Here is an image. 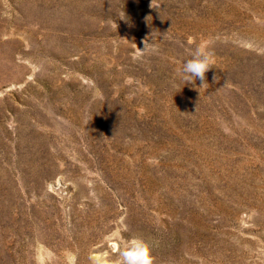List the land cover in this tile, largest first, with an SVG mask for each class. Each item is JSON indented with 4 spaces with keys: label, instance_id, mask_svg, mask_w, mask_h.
<instances>
[{
    "label": "rangeland",
    "instance_id": "obj_1",
    "mask_svg": "<svg viewBox=\"0 0 264 264\" xmlns=\"http://www.w3.org/2000/svg\"><path fill=\"white\" fill-rule=\"evenodd\" d=\"M154 3L0 0V264H264V0Z\"/></svg>",
    "mask_w": 264,
    "mask_h": 264
},
{
    "label": "clouds",
    "instance_id": "obj_2",
    "mask_svg": "<svg viewBox=\"0 0 264 264\" xmlns=\"http://www.w3.org/2000/svg\"><path fill=\"white\" fill-rule=\"evenodd\" d=\"M150 7L156 8L154 0H151ZM144 51H156L155 48L150 49L149 44L144 42ZM190 59L183 62L182 67L177 70V75L185 81V83H193L197 78L205 82V74L211 69L214 62L212 53L208 51L205 43L198 44L189 52ZM215 79V77H214ZM109 264H154L152 254V245L142 236L134 235L122 242V246L118 251V255Z\"/></svg>",
    "mask_w": 264,
    "mask_h": 264
}]
</instances>
